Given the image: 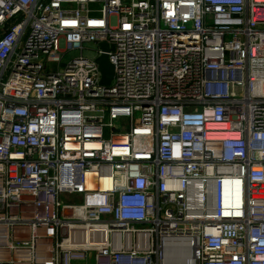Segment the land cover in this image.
<instances>
[{"label":"built area","instance_id":"1","mask_svg":"<svg viewBox=\"0 0 264 264\" xmlns=\"http://www.w3.org/2000/svg\"><path fill=\"white\" fill-rule=\"evenodd\" d=\"M0 264H264V0H0Z\"/></svg>","mask_w":264,"mask_h":264},{"label":"water","instance_id":"2","mask_svg":"<svg viewBox=\"0 0 264 264\" xmlns=\"http://www.w3.org/2000/svg\"><path fill=\"white\" fill-rule=\"evenodd\" d=\"M99 47L103 51L98 59L99 69L101 72L100 82L103 85H110L115 77V67L108 56L110 46L107 42H101Z\"/></svg>","mask_w":264,"mask_h":264},{"label":"rangeland","instance_id":"3","mask_svg":"<svg viewBox=\"0 0 264 264\" xmlns=\"http://www.w3.org/2000/svg\"><path fill=\"white\" fill-rule=\"evenodd\" d=\"M98 48V45L95 43H85L83 47V55L88 58H92L96 56V50ZM81 55V49L80 48H74L71 49L68 55L66 56L65 60L68 61L71 58L78 57Z\"/></svg>","mask_w":264,"mask_h":264}]
</instances>
